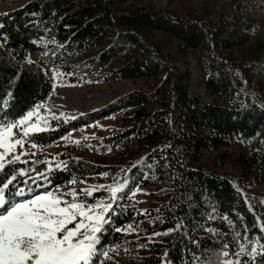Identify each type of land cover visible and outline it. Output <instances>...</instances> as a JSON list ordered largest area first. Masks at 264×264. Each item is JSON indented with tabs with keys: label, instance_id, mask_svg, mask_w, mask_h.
I'll return each instance as SVG.
<instances>
[{
	"label": "trees",
	"instance_id": "16d2710c",
	"mask_svg": "<svg viewBox=\"0 0 264 264\" xmlns=\"http://www.w3.org/2000/svg\"><path fill=\"white\" fill-rule=\"evenodd\" d=\"M128 1L32 0L0 15V123L18 119L54 96L50 67L55 63L33 61L30 55L37 50L55 49L64 60L81 58L83 80L103 74L105 82L128 79L149 86L29 134L28 155L22 157L27 163L8 170L23 167L35 177V167L45 173L48 179L38 181L44 187L29 179L28 187L36 191L55 190L56 185L61 192L72 186L124 185L112 220L132 230L110 231L105 241L138 251L152 264H217L219 259L252 264L240 255L242 244L247 252L255 245V264H264L259 254L264 192L257 191L264 186V84L253 79L264 75V58L239 55L256 30L252 13L256 7L264 12V0H232L216 19L180 8L133 7ZM191 54L206 73L205 90L224 105L191 93ZM116 115L120 123L108 136L67 145L57 155L46 152L71 132ZM231 145H241L245 153L237 161L239 176L221 175L201 164L203 151ZM138 186L163 191L166 202L145 212L136 209L129 196ZM106 196L100 190L82 199L95 203ZM223 251L229 256L221 257Z\"/></svg>",
	"mask_w": 264,
	"mask_h": 264
},
{
	"label": "snow or ice",
	"instance_id": "6c2138e0",
	"mask_svg": "<svg viewBox=\"0 0 264 264\" xmlns=\"http://www.w3.org/2000/svg\"><path fill=\"white\" fill-rule=\"evenodd\" d=\"M56 77L57 74L53 73L52 79ZM7 105L8 99H4L3 108L6 109ZM40 107L36 105L18 119L0 123V264H103L111 259L109 252L116 250L106 243L107 234L110 231L128 234L132 230L130 225L117 227L112 220L118 214L115 207L119 199L117 194L124 185H97L82 188L79 192L74 188L61 192L56 185L54 191L45 189L40 192L28 187V181L30 179L37 188L44 187L38 181L48 179L45 173L35 167V177L29 176L23 167L8 170L17 162L27 163L22 157L28 155L25 141L29 134L47 129L48 121L42 118L38 111ZM44 108L46 116L51 109L46 105ZM51 118L56 119L55 113ZM31 147L36 148L37 144L32 142ZM100 190L106 191L108 196L96 199L95 203L80 198L81 194L92 197ZM261 248L259 254L264 256V246ZM241 252H245L255 264L258 254L255 245L251 252H247L242 244ZM220 256L228 257L229 253L223 251ZM217 264L241 262L219 259Z\"/></svg>",
	"mask_w": 264,
	"mask_h": 264
},
{
	"label": "rangeland",
	"instance_id": "374dc122",
	"mask_svg": "<svg viewBox=\"0 0 264 264\" xmlns=\"http://www.w3.org/2000/svg\"><path fill=\"white\" fill-rule=\"evenodd\" d=\"M32 0H10L0 2V15L6 14L24 7ZM232 0H129L127 5L133 7L154 6L157 8H180L191 13H205L211 19H216L220 9L224 4ZM256 22V30L248 35L246 44L239 50V55L247 60L260 61L264 58V12L256 7L252 13ZM55 49L50 53L46 51H34L30 58L33 61H43L47 65L55 63V66L50 67L53 73L57 74L55 81L54 96L45 104L51 109L44 116L45 108L42 105L38 111L42 114V118L47 119L50 129L51 123L56 119H76L80 116L100 110L105 106L112 104L119 97L129 93L147 90L148 84L138 80H119L116 82H105L102 79L103 74L97 75L91 80H83V72L79 69L81 58L67 59L58 58ZM189 70L192 73L191 93L200 97L206 103H217L224 105V101L217 95L210 94L205 90L204 80L206 73L198 63L197 55L191 54L188 58ZM78 64V65H77ZM66 67L71 68L70 72ZM253 79L264 84V75H253ZM83 92L80 101L73 100V95L77 92ZM63 101L65 105H60L55 110L52 109V101ZM52 113H55L56 119H52ZM61 113L63 115H61ZM120 115L113 116L106 120L95 122L89 128H80L71 132L64 139L45 148L46 152L52 155H57L63 151L64 147L81 140H90L108 136L113 127H117L120 123ZM35 119V118H34ZM43 131V132H45ZM40 133V132H39ZM35 134V133H33ZM244 150L241 145H231L218 150H206L202 152L200 162L202 165L214 169L219 174H229L234 176L240 175L238 159L243 155ZM87 159L96 160L95 157L85 156ZM97 185H84L79 188H88ZM75 187H71V189ZM79 190H77L79 192ZM54 191V190H53ZM257 191L264 192V186H258ZM43 192V191H40ZM83 194L80 198L82 199ZM130 205L136 209L145 212L148 209H155L166 202V197L163 191L152 188L150 186H138L129 196ZM115 251H110L109 256L103 264H152L153 261L144 257L138 251L120 250L116 246H110ZM240 255H246L240 252ZM250 259V258H249Z\"/></svg>",
	"mask_w": 264,
	"mask_h": 264
},
{
	"label": "bare ground",
	"instance_id": "6f19581e",
	"mask_svg": "<svg viewBox=\"0 0 264 264\" xmlns=\"http://www.w3.org/2000/svg\"><path fill=\"white\" fill-rule=\"evenodd\" d=\"M82 93L83 92H81V91L75 93L73 95V100L76 101V102H79ZM60 105H65V103L63 101H55V100L51 102V106H52V109L53 110H55L56 108H58Z\"/></svg>",
	"mask_w": 264,
	"mask_h": 264
}]
</instances>
